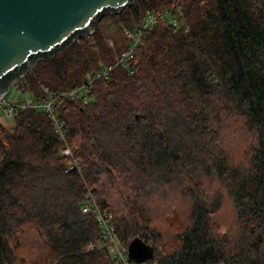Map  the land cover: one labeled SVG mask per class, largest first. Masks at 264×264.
I'll list each match as a JSON object with an SVG mask.
<instances>
[{"label":"trees","instance_id":"1","mask_svg":"<svg viewBox=\"0 0 264 264\" xmlns=\"http://www.w3.org/2000/svg\"><path fill=\"white\" fill-rule=\"evenodd\" d=\"M172 1L134 0L111 16L130 28ZM180 7L188 29L159 22L134 73L118 64L88 102L60 101L79 167L68 169L44 112L19 111L13 128L0 119V264H120L111 244L91 246L103 233L82 212L88 187L114 214L120 242L152 246L140 264H264V0ZM106 38L98 22L42 57L24 90L67 91L114 64ZM125 47L126 36L117 53ZM231 135L244 136V151Z\"/></svg>","mask_w":264,"mask_h":264},{"label":"water","instance_id":"2","mask_svg":"<svg viewBox=\"0 0 264 264\" xmlns=\"http://www.w3.org/2000/svg\"><path fill=\"white\" fill-rule=\"evenodd\" d=\"M134 0H0V95L36 62L77 37L92 34L103 15L121 13ZM24 68H27L24 71ZM17 75L13 79L10 76ZM129 258L144 263L153 248L140 236L129 243Z\"/></svg>","mask_w":264,"mask_h":264},{"label":"built area","instance_id":"3","mask_svg":"<svg viewBox=\"0 0 264 264\" xmlns=\"http://www.w3.org/2000/svg\"><path fill=\"white\" fill-rule=\"evenodd\" d=\"M181 1L182 0H173L170 6L162 11L147 10L140 22L130 28H124L126 32V47L116 54V62L109 66H103L98 72L88 73L86 75V80L73 89L67 91H52L44 87L45 90L41 95H34L24 90L23 82L19 80L21 77L15 79L11 87L15 85L19 97L8 98L10 89H12L11 87L6 94L0 95V113L3 112L6 116L13 117L19 111L26 109L44 112L50 119L52 127L62 141V153L72 158L68 169L79 167V160L74 157V149L70 144V136L66 122L62 119L58 108L60 101L63 100V97H78V99H82L85 103L88 102L90 93L94 88L93 84L100 78H108L111 71H113L114 67L118 66V64H123L129 69L130 74L134 73L133 66L140 56L139 54L144 44V37L159 22L172 24L178 27L185 26L186 29H188L180 7ZM81 208L82 212L84 211V213H92L95 215L103 233V240L97 244H91V246L96 245L102 248L106 244H111L117 263L139 264L129 258V246L127 243L120 242L117 239L115 233L116 226L113 222L114 214L100 208L99 197L90 187H88L85 192Z\"/></svg>","mask_w":264,"mask_h":264},{"label":"rangeland","instance_id":"4","mask_svg":"<svg viewBox=\"0 0 264 264\" xmlns=\"http://www.w3.org/2000/svg\"><path fill=\"white\" fill-rule=\"evenodd\" d=\"M118 14V13H116ZM114 16V13L108 12L104 18H102L101 21H99V27L101 28V30L105 33L106 35V40L107 42L110 44V46L113 49V52L115 54H117V51L119 50V45L121 42L125 41V29L127 28L123 23L121 22H117L116 19L112 16ZM94 33V32H93ZM91 35L86 34V35H81V36H89ZM39 61H41V59H39ZM38 61V62H39ZM139 62V59H137V61L135 62V64H137ZM35 66V65H34ZM33 66V67H34ZM32 67V68H33ZM19 80H21V82H23V77H21ZM24 85V84H23ZM12 89H10V93L8 94V98H16L19 97V93L17 92V89L15 87V85L13 87H11ZM45 88H48L45 86ZM44 87H43V91H44ZM43 91H41V94L43 93ZM39 94V95H41ZM8 116H6L3 112L0 113V119L3 120L4 124L8 127V128H13L16 125V120L14 117H10L9 119H7ZM232 141L230 140L231 143H229L228 145L233 146L232 144H235L234 146H236L237 151H244V145H245V140H244V136L243 137H236V136H232L231 135ZM233 141H235V143H233ZM233 146V147H234ZM81 173H82V169H81ZM86 185H88V183L85 181ZM87 188V186H86ZM219 223L217 224L218 228H220L221 232H227L228 227L230 226V224L234 221V214L232 215L231 212L229 213V209L225 212H223V215L219 216Z\"/></svg>","mask_w":264,"mask_h":264}]
</instances>
